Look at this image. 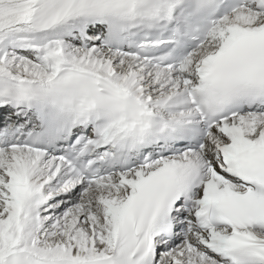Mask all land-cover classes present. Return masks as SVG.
<instances>
[{
	"label": "snow or ice",
	"instance_id": "snow-or-ice-1",
	"mask_svg": "<svg viewBox=\"0 0 264 264\" xmlns=\"http://www.w3.org/2000/svg\"><path fill=\"white\" fill-rule=\"evenodd\" d=\"M0 264H264V0H0Z\"/></svg>",
	"mask_w": 264,
	"mask_h": 264
}]
</instances>
